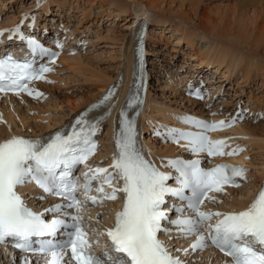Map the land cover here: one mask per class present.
Wrapping results in <instances>:
<instances>
[{
	"label": "snow or ice",
	"instance_id": "6c2138e0",
	"mask_svg": "<svg viewBox=\"0 0 264 264\" xmlns=\"http://www.w3.org/2000/svg\"><path fill=\"white\" fill-rule=\"evenodd\" d=\"M4 31L19 34L21 40L26 39L32 52L44 54L50 51L35 38L25 37L19 26L0 30V36ZM51 70L45 66L37 71L30 63L20 62L11 55L0 58V93L33 95L34 90L28 83L44 79L43 73ZM35 95L42 96L43 93L35 92ZM112 95L109 91L100 103L108 101ZM132 102L140 101L134 95ZM87 115L86 111L76 119L67 134L58 130L48 138L13 136L0 142V244L11 240L21 252L43 255L47 258L46 264H186L158 238L161 231L171 232L162 227V221H167L176 226L180 235L196 237L191 245L193 250L204 249L210 242L230 256L232 264H264V189L245 210L227 213L202 210L206 199L216 200L209 193H223L226 185L239 187L237 178L246 179V168L230 164L203 168L200 160L177 159L168 161L177 173L173 177L145 158L138 146L135 121L122 111V127L116 141L118 151L113 163L109 168L89 167L81 183L73 170L79 164H86L97 148L93 136L98 130V122L89 121ZM188 122L205 131L169 129L168 134L177 142L187 140L192 152L215 156L234 155L244 150L234 148L225 153L227 142L213 141L207 135L208 130L230 127L235 120L213 124L199 120ZM117 177L123 180L121 187L113 183ZM171 179L176 180L177 187L168 185L167 181ZM94 181H99L95 189L97 195H90ZM33 182L44 193L67 201L45 210L60 213L59 217L45 219L43 213L26 205L18 187ZM105 185L111 188L110 192L105 190ZM186 190L190 194H186ZM80 193H83V199L78 198ZM118 193H123L124 205L116 213L114 226L106 229L113 250L103 257L97 256L90 251L93 242L89 239L83 212L89 202L102 204L105 200H116ZM167 196L186 201V204L173 205L169 210L180 213L176 219H169V211L163 208ZM189 210L194 215H184ZM214 218L219 219L211 223ZM61 230L66 238L54 239ZM25 264L30 262L25 260Z\"/></svg>",
	"mask_w": 264,
	"mask_h": 264
},
{
	"label": "rangeland",
	"instance_id": "374dc122",
	"mask_svg": "<svg viewBox=\"0 0 264 264\" xmlns=\"http://www.w3.org/2000/svg\"><path fill=\"white\" fill-rule=\"evenodd\" d=\"M31 1L32 0H0V11L3 12L4 10V12L7 11L6 13L10 12V14H15L14 10L19 8L27 9L25 8V4L29 5V11H31L35 8ZM100 1L104 2L103 5H107L108 7L105 12L102 11L97 4H93L92 6L87 4V6H84L83 0H63L61 2V8L57 0H55L56 4L52 6L50 4L52 10L54 9V11H56L59 8L60 12L62 11V19L69 21H67V28H71L74 34L79 33L81 43H83L86 48L83 50V54L80 51L78 54L80 53L83 57H89L93 63H87L88 60L85 59L86 62L84 64L73 63L71 66L67 63L62 64L59 76L53 78L47 84V86L51 85L49 88L51 93L53 91L55 92L54 96L51 98V105L48 107L46 106L44 109L51 112L50 117H48L49 124L63 120L73 112L66 101L68 97L76 99L83 95L86 96L91 93L95 95L99 92V85L102 83L100 73L109 72V75H115V78L120 70H124L125 73V52L128 51L126 47L129 45L128 39L130 31L128 24L131 22L125 24V16L127 15L122 13L121 16L117 17L116 11L118 12L119 8L131 10L132 6V9H143L144 4H146L144 2L145 0H139L135 2V4L129 2L130 0H128V2L112 0L114 6L111 4L112 2H110L111 5H108L110 0H99L98 2ZM151 1L160 4L163 0ZM194 7H196L197 10L196 15L193 13ZM160 8L159 10L150 9L149 16L154 18L156 16L155 14L161 13L164 8L166 11L173 10L174 13H183L186 17L193 19V21L195 20L197 23L200 19L203 24L212 28L211 30L216 32L217 36L210 35L207 38L203 37V39L200 34H194V36H192V43L194 46L197 45L201 48V50H209L211 55L214 53L218 54L217 52H220L223 47H231L233 51L227 59L228 63L226 64H230L234 69L232 79L225 81L223 74L225 68H223L222 72L219 71L214 73L213 63H210L209 66H200L199 59L190 57L193 53V49L191 47L192 43L188 42L187 39L179 43L168 31L167 38L169 40L167 42L161 41L154 43L151 37L149 49V52L152 53L151 58L153 59L151 60V68L153 69V73L158 71L160 76L158 78V87L151 84V89L149 90L151 92L150 104L156 107V109L145 108L143 112L145 113L143 114L144 123H149L159 118V115H162L165 110L172 111L173 109L174 112H178L173 114L179 115L185 112L178 109L184 110L186 107L193 108V106L188 105L187 98L184 97L181 91L180 85L184 83L182 76L187 78V75L195 71V68L206 67L207 70L212 72L213 77L215 75L219 77L218 80L215 81L216 83L220 82L221 85H215V87L219 88L223 86L222 84L224 83V91L221 93V103L223 102L224 104L225 102L226 105L229 104V107L238 104H241L243 107H248V110L251 111L254 117L256 116L259 121L255 122V119H253V122H247L246 124L254 127L259 126L261 128L264 125V107H262L264 106V58L260 57L264 55V10L262 11V8H260L258 4H245L238 0H205L201 2L198 7L196 5H189L188 3L181 4V2L176 0L175 2L166 0L160 4ZM42 11L43 9L38 7L33 12L39 15L43 14L40 13ZM46 16L47 15H42V17ZM133 21L135 20H132V22ZM152 23L153 22L150 24L152 25ZM192 26L193 25L186 26V24H183L184 30H193ZM233 39H237V41H248L247 44L253 46L252 50L257 55L235 46L232 44ZM75 55H77V53ZM236 64L239 66H236ZM166 73H169L170 78L174 81L169 82L166 78ZM244 76H246V79L242 78ZM115 78L114 80H116ZM257 107H262L260 110L263 112V115L257 114L258 112L256 113L254 109ZM225 109L227 110L228 108L225 107L223 110L225 111ZM149 111L150 114L148 113ZM33 114H35V112L32 110L28 112L29 116ZM66 114L67 116H65ZM155 114H157V118H155ZM161 115L160 119H162ZM61 116L64 118L59 119ZM43 121L45 120L37 123L39 125H49L48 123L45 124ZM29 123L31 125L37 124L30 121ZM58 124L59 122L41 131L47 132ZM107 143L108 141L105 143V148ZM249 143L251 148V164L256 168L254 175L258 177L259 164L264 160V135L263 137L262 135H255L254 140ZM257 177H253V179H258ZM250 187H252V185H250ZM247 189H249L248 186ZM231 198L232 200L234 199L233 196Z\"/></svg>",
	"mask_w": 264,
	"mask_h": 264
},
{
	"label": "bare ground",
	"instance_id": "6f19581e",
	"mask_svg": "<svg viewBox=\"0 0 264 264\" xmlns=\"http://www.w3.org/2000/svg\"><path fill=\"white\" fill-rule=\"evenodd\" d=\"M57 1H58L59 7L61 8V2L63 0H57ZM83 1H84V6L85 5L87 6V4L90 5V6H92L93 4H97V5L100 6V9L102 11H104V12L108 8L107 5H103L104 2H101V1L98 2L99 0L98 1L97 0H83ZM120 1L121 2L122 1L128 2V0H119V2ZM137 1H139V0H130L129 2H131L132 4H135V2H137ZM163 1H166V0H163ZM163 1H161V3ZM167 1L175 2V0H167ZM176 1L181 2V4L188 3L189 5H196L198 7L199 4L201 2H203V1H205V0H176ZM238 1L243 2L245 4H251V5H257L258 4L260 6V8H262V11L264 10V0H238ZM31 2L33 3V6L37 5V6H40V8L43 9V11L40 12V13H43V14H39V15L34 14L35 17H37V18L41 17L43 19L45 17H42V15H47V16H53L54 18L56 17L57 21L62 19V14H61L62 11L60 12V9L58 8V10H56L55 13H53L54 9L52 10L51 7H50V4H51V6L53 4H56L55 0H47L45 3H42V4H41V1H39V0H32ZM110 2H112V0L109 1L108 5L110 4ZM144 2L146 4H144V8L143 9H137V8L136 9L135 8L132 9V7H133L132 6L131 10H126V9L124 10L123 8H119L118 7L119 9H118V12L116 11V14H117V17L121 16L122 13L127 15V16H125V19H126L125 24H127L128 22H131V23L128 24L130 31L137 24V22L140 21L143 18H146L150 23L153 22L152 25L150 24V29H149V36H148L149 45H150V38L151 37L154 40V43L161 42V41L167 42L169 40L167 38L168 37L167 36L168 32L171 33L170 35L173 36V38H176L179 43H182V41H184L185 39H187L188 42L192 43L193 42V39H192L193 37L192 36H194V34L195 35L200 34L202 38L203 37L207 38L210 35L217 36V33L212 31L211 30L212 28H210L209 26L203 24V22H201L200 19L198 20V23H197V22H195V20L193 21V19H189L188 17H186L183 13H174L173 10L166 11L163 8V11L161 13L155 14L156 16L154 18H152V16H149L150 9H155V10L161 9L160 8V4L161 3L160 4L159 3H154L151 0H145ZM47 4H49V5H47ZM111 4L113 5V2ZM25 8H27V9H20L19 8V9L14 10V11H15V13H20L21 11H29V9H30L29 5H27V4H25ZM51 11H52V13H50ZM111 11H112V9H111ZM6 12H4V10H3V12L0 11V15L2 13L5 14L6 18L4 19V22L7 23L5 25H8V23H10L15 18V16L17 14H13L12 13V14L8 15V13H10V12H8V13H6ZM193 13H194V15H196V13H197L196 7H194V9H193ZM102 15H104V14H102ZM7 17H9V18H7ZM199 17H200V15H199ZM132 20H135V21L132 22ZM57 21H56V23H57ZM63 21L64 20L62 19L61 23H63ZM56 23H54L52 26H57ZM66 23H67V21H66ZM66 23H64V26H63V27H65L68 30L66 35L67 36H71L72 35L71 37H72L73 42L79 41L78 40L79 33L74 34L73 30L71 28H67ZM183 24H186V26L187 25L188 26L193 25L192 26L193 30H184ZM130 31H129V33H130ZM217 39H219V38H217ZM85 40L87 41L86 38H85ZM247 43H248V41H237V39H235V40L233 39V42H232V44H234L235 46H238L242 50H247L248 52L255 53L252 50L253 46L251 44L249 45ZM191 47L193 49V53L191 54L190 57L193 58V59H199L200 66H205V65L209 66L210 63H213L214 64L213 65L214 73L219 72V71L222 72L223 68H225L223 70L224 71L223 74H224L225 81L228 80V79H232L234 67L232 68L230 64H226V63H228L227 59L230 57V54L233 51L231 47H227V48L223 47V49H221L220 52H217L218 54L214 53L215 54V55L213 54L214 56L210 54L209 50H203V49L201 50V48H199L197 45L194 46L193 43L191 44ZM126 48H127L128 51L125 52V54H126L125 55L126 56V69H125V73L123 74L124 80L122 82V87H120V89H119V95H120L119 96V98H120L119 99V103L116 105V107L114 108V111L111 113V115L109 117V120L111 121L110 122L111 125H112V122L114 120L115 113L119 110V108L121 106V101L125 97V92H126V89H127V86H128V82L130 80L129 78H130L131 65H132V56H131L132 55L131 54L132 42H129V45ZM79 51L83 54V51L80 50V49H78L77 55L74 54L75 56L70 55L68 53H64V55L60 58V61L58 62V68L56 70V73L51 75L48 78V80L51 79V78L52 79L53 78H57V76H59V74H60L59 72H60V68H61L62 64H66L67 63V64H70V66H71V64L73 65V63L84 64L86 62L85 59L88 60L87 63L88 62L89 63H91V62L93 63V61L89 57H87V56L83 57L82 55H80V53L78 54ZM217 51H218V49H217ZM122 56H123V54H122ZM260 57L264 58V55L260 56ZM225 65H226V67H225ZM255 65H257V64H255ZM236 66H239V65L236 64ZM195 69L199 70L198 67L195 68ZM197 70H195V71H197ZM204 70L207 71V68L204 67ZM150 73H151V71H150ZM190 73H189V75H187V78L183 77L184 83H186V81H188V79H190V77H191ZM100 74H101L100 76H101L102 80L101 79H99V80H101L103 84L102 83H101L102 85L100 84L101 87L99 85V88H100L99 92H97L95 95L91 93V94H88L86 96L83 95V96L78 97L76 99L68 97V100H66V101L68 102V105H69V108L71 109V111H73V112L74 111H78L80 107H83L85 105H89L92 102L96 101L97 99H99L102 96V94L104 93L106 88L111 83L116 81V80H114L115 75H109V72L108 73L107 72L100 73ZM166 74H167L166 78H167V80L169 82L174 81L173 79L170 78L169 73H166ZM210 77L212 79L214 78L212 76V74L210 75ZM242 78L246 79V76H244ZM48 80L45 83L40 84L38 86L40 89H43V90L47 89V91H48V92H46V96H45L46 97V101L43 102V103H40V101H37V100H31V99H28L26 97L19 96V95H14V96L7 95V96H5L4 98H2L0 100V118L3 119V121L6 123L4 125H0V141L3 138L7 137V136L9 137V136H12L13 134L23 133V132H26V131L29 132V133H34V134H38V135L39 134H44V133H46V132H42L44 130V128L45 129L48 128V127L50 128V127H52V125L57 124V122H59V124H62V123H64L66 121V118L68 117L67 114L65 115V116H67L66 118H64L65 117L64 115H63L64 117L61 116V118H59V119H63L64 118L63 120H59V121L56 120L57 122L56 123L53 122V124H49L48 123L49 122V118L48 117H50L51 112L50 111H46L44 109L46 108V106L48 107V106L51 105V103H52V99L51 98L55 94L54 91L52 92L53 93L52 94L50 89H49L51 87V85H49V86L46 85ZM215 80H218V79L215 78ZM215 80H213V84H211V85H213V86L221 85L220 82L216 83ZM183 84H181L180 87H182ZM222 85L224 86V83ZM150 86H151V84H150ZM223 86H221L219 88L215 87L216 91H214L213 93L216 94L217 90L218 89H222ZM210 88H211V86H210ZM150 93L151 92L149 91L147 99H146L144 110H145V108L156 109V107H153L150 104ZM56 94H57V92H56ZM186 98H187L186 100H187L188 105L193 106V109H195L198 106V104H199L198 101L192 100V99H190L188 97H186ZM262 107H264V106H262ZM193 109H191V110H193ZM31 110H34L35 114H33L32 116H29L28 112H30ZM227 110L225 109V111H227ZM167 111L165 110L163 113L161 112L162 115L161 114L160 115L162 116V119H160V118L158 119L157 118V119H154L153 121H150L149 123H147V122L144 123V125H143L144 129H149L150 125L153 126L154 123L157 122V121H158L157 125H160V123L162 121H168V119H171V118L180 119L181 117L184 116V113L183 114L180 113L179 115L178 114H173V113H178L176 110H175L176 112H174L173 109H172V111H168V112ZM196 111H200V110H196ZM42 120H45L43 122L45 124L48 123L49 125H44V124L43 125H39L37 123V122L42 121ZM29 121L32 122V123H37V124L31 125L29 123ZM58 125H56V126H58ZM56 126H54L53 128H55ZM109 129L110 128H108V130L106 132H104V134L102 135V138H101V141H102L101 153H100V155H98L99 159H103L104 156H105L104 154L112 155V153H113V151H112L113 148L110 147V144L108 145V147L106 146V148H105V144H104L105 136H108ZM235 130L236 129H234V131ZM235 132H239L240 134H245V135H248V134L259 135V136L262 135V137H263V135H264V125L260 128L259 126L254 127V126H251V125H247L246 123H242V124H240L237 127V130ZM250 141H251V139L248 142H250ZM146 148L150 151V153L152 154V156L154 158H155V155L156 156L163 155L164 158L166 159V157L173 155L175 153V151H177V148L174 147V146H171V145L158 146L157 143L151 137H149L148 141H146ZM249 148H250V146H249ZM102 149L105 150V153L102 152ZM244 154H247V151H245ZM155 159L160 163V165H164V160L160 161L158 158H155ZM240 160L245 162V163L247 162L245 157H243V158L241 157ZM251 165H253V164H251ZM258 171H259L258 172V174H259L258 177H260V175L262 177L263 169H258ZM254 172H255V170H254ZM254 177H256V176H254ZM260 179H256V178L253 179L252 178L251 182H249V187H250V185H252V189H253ZM27 189L32 191L35 188L32 185H30ZM227 192L229 193V194H227L228 195L227 196L228 197L227 200H229V198H231L232 196L234 197V199L231 201V203H228L226 201L224 202V204H225L224 207H227V208H236V207L244 206L246 204V200H244V199L248 198L249 194H250L249 190H244V189H241V188H229V189H227ZM33 193L34 192H32V194ZM114 207H115V203H110V204L106 205L104 208L98 210V211H101V210L104 211V220L105 221L109 219L110 214H111V209L114 208ZM94 216H95V214H94ZM2 258L8 259V261H9L8 256L0 251V260ZM0 264H5V263H4L3 260H1Z\"/></svg>",
	"mask_w": 264,
	"mask_h": 264
}]
</instances>
